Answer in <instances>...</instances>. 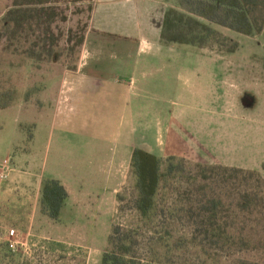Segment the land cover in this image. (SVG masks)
<instances>
[{"label": "crops", "instance_id": "crops-1", "mask_svg": "<svg viewBox=\"0 0 264 264\" xmlns=\"http://www.w3.org/2000/svg\"><path fill=\"white\" fill-rule=\"evenodd\" d=\"M173 5L174 0H92L81 58L58 83L49 114L26 106L0 109L22 115V123L15 120L10 128L0 124V164H9L0 181V235L13 230L26 260H40L41 249L71 255L74 246H83L66 237L69 219L113 205L135 148L161 158L245 166L229 155L245 150L242 133L229 124L250 116L249 90L235 87V75L220 88L217 63H186L178 56L182 44L161 41L165 12ZM221 102L233 111L220 110ZM112 115L110 125L100 120ZM44 118L47 125L40 126ZM91 119L98 127L90 126ZM46 179L58 180L67 192L55 221L40 211Z\"/></svg>", "mask_w": 264, "mask_h": 264}, {"label": "trees", "instance_id": "trees-1", "mask_svg": "<svg viewBox=\"0 0 264 264\" xmlns=\"http://www.w3.org/2000/svg\"><path fill=\"white\" fill-rule=\"evenodd\" d=\"M78 1H88L90 12L92 0H12L0 19V42L4 38L8 47L15 41L29 42L30 58L52 57L62 37L61 32L54 30L55 22L63 14L59 4ZM178 3L181 10L168 8L165 12L160 35L164 44L232 54L239 43L216 28L252 36L264 27V0H178ZM75 37L77 40L71 48L83 42V34ZM73 38L68 34L66 46ZM10 106L5 101L0 103V109ZM129 169L134 195L127 206L142 226L113 224L100 264H137L134 259L138 230L154 227L152 224L161 220H168L169 224L184 220L189 227L187 241L208 257L249 251L264 253V178L258 171L201 163L188 165L183 158H161L141 148L132 151ZM170 197L174 198L173 203H179L176 207H165ZM66 198L67 192L58 180H44L41 213L58 220ZM124 198L117 193V213L124 210ZM167 238H172L169 227L157 239ZM9 251L2 254L1 262Z\"/></svg>", "mask_w": 264, "mask_h": 264}, {"label": "rangeland", "instance_id": "rangeland-1", "mask_svg": "<svg viewBox=\"0 0 264 264\" xmlns=\"http://www.w3.org/2000/svg\"><path fill=\"white\" fill-rule=\"evenodd\" d=\"M11 1L0 0V19L11 5ZM59 5L63 7L61 16L64 19L61 20V16L58 17L54 24L56 27L54 30L55 33L61 32L62 37L58 47L54 48L52 57L44 56L41 60L30 58L28 53L29 42L15 41L8 47L5 45V39L1 40L0 103L5 101L11 103V106H26V109L30 111L37 108L48 114L51 111L59 92L58 83L60 85L62 82L67 68L73 67L81 58V47L84 43L89 20L88 1L61 3ZM170 8L181 10L178 0H174V5ZM216 29L220 31V28ZM220 32L222 33V31ZM68 34H72L74 38L69 46H66L65 39ZM82 34V44L71 48L77 40L75 36ZM230 34L236 35V38H231L239 43L238 49L232 54L216 53L209 48H203L201 51L199 48L181 45L178 56H180L181 61L190 64L217 63L218 68L213 71L218 75L220 88L226 84L224 83L225 78L232 80L233 75H235V87H239L238 90H243L244 87L245 90H249L247 95L252 101L250 103L252 105L250 116L243 121L236 118L233 124H229L230 129H233L235 133H242L243 137L239 138L244 140L245 150L241 155H239L241 152L239 150H234L233 155L232 152L229 155L234 158L235 162L245 161L243 164L245 166L240 165L239 168L258 171L264 178V27L262 32L252 36H244L234 32H230ZM229 62L240 64V68L229 69L225 64ZM205 72L204 70V74ZM234 103H239V100L236 99ZM15 110L1 111L0 124L10 128L15 120L22 123V115L19 114L18 110L17 112ZM220 110L233 111V108L227 106L225 102H221ZM36 118L38 119L35 117L34 121ZM78 119L80 120V118ZM39 120L40 126L47 125L45 118ZM100 120H105L110 125L112 122L114 123L115 116L100 118ZM91 121V127H98L95 119H91ZM75 124L77 125V123ZM23 129L24 132L29 133L31 128L24 126ZM183 159L188 165L195 164L191 160ZM132 185L133 176L129 169L121 189L118 190V193L125 197L122 202L123 212L117 213L119 204L115 198L113 205L110 203L102 205L101 210L103 211L83 215L88 219L82 225L83 216L72 215L69 219L71 223L69 225L66 223L71 227L69 231H66V237L83 244V246L73 247L77 249V251L74 250V254L66 255L41 249L38 251L41 255L40 260L28 261L22 253V239L12 230L11 233L6 232L5 237L0 235V259L6 250H10L8 252L10 254L6 256L3 262L0 261V264H22L24 262L28 264H86V261H88L87 264H100L101 255L107 247L108 234L113 224L118 223L133 228L142 226V223L137 221L135 213L129 211L127 206L134 195ZM173 199L172 197L166 199L165 207H172L173 205L176 207L179 204L173 203ZM152 226L154 227H142L138 230V245L135 248L136 257L134 259L137 264H239L238 261H245L248 264L264 263L262 251L242 252L231 256H205L199 247L193 246L187 241L189 227L184 220L176 221L173 224H169L168 220H161L160 223L158 221ZM165 227H169L172 231V238L160 241L157 239L158 235L163 232ZM180 236L185 238L178 240ZM10 241L18 242L14 249L8 248ZM175 242L177 243L175 244Z\"/></svg>", "mask_w": 264, "mask_h": 264}, {"label": "built area", "instance_id": "built-area-1", "mask_svg": "<svg viewBox=\"0 0 264 264\" xmlns=\"http://www.w3.org/2000/svg\"><path fill=\"white\" fill-rule=\"evenodd\" d=\"M8 171H9V164L8 163H6V164H0V181H2V180H4V179L7 178ZM17 244H18L17 241H10L9 242V246L12 249H14Z\"/></svg>", "mask_w": 264, "mask_h": 264}]
</instances>
